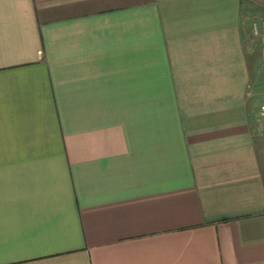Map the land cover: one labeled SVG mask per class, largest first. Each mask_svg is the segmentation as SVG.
Here are the masks:
<instances>
[{
    "label": "crops",
    "instance_id": "0c3cea01",
    "mask_svg": "<svg viewBox=\"0 0 264 264\" xmlns=\"http://www.w3.org/2000/svg\"><path fill=\"white\" fill-rule=\"evenodd\" d=\"M264 0H0V264H264Z\"/></svg>",
    "mask_w": 264,
    "mask_h": 264
},
{
    "label": "built area",
    "instance_id": "2783aa9c",
    "mask_svg": "<svg viewBox=\"0 0 264 264\" xmlns=\"http://www.w3.org/2000/svg\"><path fill=\"white\" fill-rule=\"evenodd\" d=\"M251 28H252L253 33L261 35L262 40L264 42V19L253 20L251 22ZM260 111L264 115V103L261 104Z\"/></svg>",
    "mask_w": 264,
    "mask_h": 264
},
{
    "label": "rangeland",
    "instance_id": "374dc122",
    "mask_svg": "<svg viewBox=\"0 0 264 264\" xmlns=\"http://www.w3.org/2000/svg\"><path fill=\"white\" fill-rule=\"evenodd\" d=\"M253 41L255 43V46H257V47H264V45L260 42V40L258 38H256L255 36H253Z\"/></svg>",
    "mask_w": 264,
    "mask_h": 264
}]
</instances>
